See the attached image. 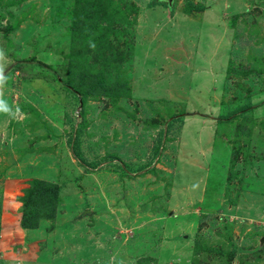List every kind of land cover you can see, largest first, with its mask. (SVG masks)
I'll return each mask as SVG.
<instances>
[{
	"label": "rangeland",
	"instance_id": "obj_1",
	"mask_svg": "<svg viewBox=\"0 0 264 264\" xmlns=\"http://www.w3.org/2000/svg\"><path fill=\"white\" fill-rule=\"evenodd\" d=\"M153 1L0 0V264H264V0Z\"/></svg>",
	"mask_w": 264,
	"mask_h": 264
},
{
	"label": "trees",
	"instance_id": "obj_2",
	"mask_svg": "<svg viewBox=\"0 0 264 264\" xmlns=\"http://www.w3.org/2000/svg\"><path fill=\"white\" fill-rule=\"evenodd\" d=\"M92 1H97L98 5H102V3H104V2H106L107 4L110 5L112 1L117 3V4H119V5H121L119 3V0H104V1H102V3H100L101 2L100 0H92ZM159 2L161 4L163 3L167 7H171V5L173 3L172 0H155V1H153V3H159ZM86 3L90 4V0H87ZM186 3H187L186 4L187 8H185L186 9L185 12L189 13V12H191L193 10L201 11V10L204 9L203 6L196 5L191 0H186ZM124 5L127 6L125 3H124ZM137 7L138 6H135L134 8L136 9ZM137 9H136V11H137ZM120 13H123V11H121ZM26 62L35 63L37 65H40L41 67H44L47 70H49L52 73L57 75V72L55 70H53L50 67V65H47V64H45L43 62L36 61L34 59L26 60ZM10 67H12V69H14L15 65L12 64V65H10ZM248 70H250V69H248ZM227 71H230V66L227 67ZM59 80L64 84V86L66 88H68L69 90L74 92L76 95L80 96V98H82V96L86 95L87 93L96 92L95 91V87L93 89H91L90 91H88V88H89L91 83H87L86 84V82L77 81L78 83L75 84L74 79H69V80L67 79L66 81H64L63 79H59ZM99 83H100V85H98V84L97 85L100 87L102 85V80L101 79H100ZM115 85H113V88H112V91L114 90L113 93H112V94H114V96H115V93H116L115 92ZM242 109H246V106L242 107ZM70 141L71 142H69V143L71 144L70 146L72 148V152H73L74 156L79 158V155H78L79 154V150H78V147H77L78 140L76 138L75 139L71 138ZM158 148H159V146L156 148V150ZM35 182L38 183L37 188H33V189L27 190L26 191L27 192V196L25 198H23V202L22 203H23L24 208L25 207L27 209H28V207L33 208V210L30 212L28 217L26 216V213L23 212L22 219H21L23 227H37L39 225V221L41 219H43V218H51L52 216L55 215V213H54L55 211L53 210V208H54V204L53 203L58 201L57 197L55 198V196H56V194L58 196V192H59V189H60L59 186L57 184H53V183H50L49 181H44V180L35 181ZM39 192L40 193H45L46 196L49 195V200H51L52 203L49 200H43L39 195L36 194V193H39ZM34 206H35V208H34ZM27 209H26V211H27ZM46 212H50V213H46Z\"/></svg>",
	"mask_w": 264,
	"mask_h": 264
},
{
	"label": "water",
	"instance_id": "obj_3",
	"mask_svg": "<svg viewBox=\"0 0 264 264\" xmlns=\"http://www.w3.org/2000/svg\"><path fill=\"white\" fill-rule=\"evenodd\" d=\"M261 241H264V237H261Z\"/></svg>",
	"mask_w": 264,
	"mask_h": 264
},
{
	"label": "clouds",
	"instance_id": "obj_4",
	"mask_svg": "<svg viewBox=\"0 0 264 264\" xmlns=\"http://www.w3.org/2000/svg\"><path fill=\"white\" fill-rule=\"evenodd\" d=\"M0 79H2V77H0Z\"/></svg>",
	"mask_w": 264,
	"mask_h": 264
}]
</instances>
